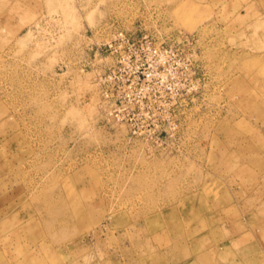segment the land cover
I'll return each mask as SVG.
<instances>
[{
  "label": "rangeland",
  "instance_id": "374dc122",
  "mask_svg": "<svg viewBox=\"0 0 264 264\" xmlns=\"http://www.w3.org/2000/svg\"><path fill=\"white\" fill-rule=\"evenodd\" d=\"M0 264H264V0H0Z\"/></svg>",
  "mask_w": 264,
  "mask_h": 264
}]
</instances>
